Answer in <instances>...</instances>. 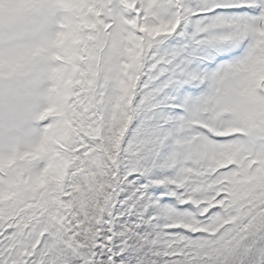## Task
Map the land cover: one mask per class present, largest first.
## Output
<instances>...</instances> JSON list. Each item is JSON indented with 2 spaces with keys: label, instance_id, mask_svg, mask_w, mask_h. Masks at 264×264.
<instances>
[{
  "label": "snow or ice",
  "instance_id": "obj_1",
  "mask_svg": "<svg viewBox=\"0 0 264 264\" xmlns=\"http://www.w3.org/2000/svg\"><path fill=\"white\" fill-rule=\"evenodd\" d=\"M55 6L44 139L0 158V264H264V0ZM52 14L0 0V25Z\"/></svg>",
  "mask_w": 264,
  "mask_h": 264
},
{
  "label": "clouds",
  "instance_id": "obj_2",
  "mask_svg": "<svg viewBox=\"0 0 264 264\" xmlns=\"http://www.w3.org/2000/svg\"><path fill=\"white\" fill-rule=\"evenodd\" d=\"M49 3V21L59 17V30L63 9L55 6L56 0ZM49 21L0 25V158L30 151L44 139V131L38 139L32 137L51 106L58 67L52 42L58 30L45 39L36 36Z\"/></svg>",
  "mask_w": 264,
  "mask_h": 264
},
{
  "label": "rangeland",
  "instance_id": "obj_3",
  "mask_svg": "<svg viewBox=\"0 0 264 264\" xmlns=\"http://www.w3.org/2000/svg\"><path fill=\"white\" fill-rule=\"evenodd\" d=\"M55 19H59V17H56ZM43 31V35L41 36V39H45L47 38L48 35H50L51 33H54L57 30V26L55 23L53 24H48L45 27H43L41 29ZM50 122V118L48 119V122L46 120L45 125L42 127L43 130H45V128L47 127V124Z\"/></svg>",
  "mask_w": 264,
  "mask_h": 264
}]
</instances>
